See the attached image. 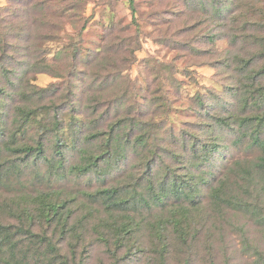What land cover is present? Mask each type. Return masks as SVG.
<instances>
[{
  "label": "trees",
  "instance_id": "16d2710c",
  "mask_svg": "<svg viewBox=\"0 0 264 264\" xmlns=\"http://www.w3.org/2000/svg\"><path fill=\"white\" fill-rule=\"evenodd\" d=\"M6 1L0 5V209L21 205L9 219L0 215V264H85L87 252L77 247L88 244L80 232L87 219L95 222L98 242L126 248L115 255L118 262L167 264L171 246L194 247L206 236L215 264V242L230 248L236 236L240 249L264 264L261 242L250 239V225L264 232V7L241 14L237 0H195L186 5L192 14L175 11L183 2L168 10L181 18L202 9L216 14L221 31L182 49L196 60L218 58L227 77L224 92L194 93L196 119L188 124L194 131L179 135L162 131L155 118L164 86L151 77L158 89L139 94L126 73L142 46L134 0L136 32L107 26L87 52L84 36L95 17L86 15L88 0ZM224 41L225 54L216 50ZM231 47L238 48L236 58L227 53ZM155 62L157 76L183 87L173 66ZM42 73L56 80L42 86L30 78ZM86 175L98 183L78 203L67 183ZM248 187H258L256 199ZM64 242L74 247L72 256Z\"/></svg>",
  "mask_w": 264,
  "mask_h": 264
},
{
  "label": "rangeland",
  "instance_id": "374dc122",
  "mask_svg": "<svg viewBox=\"0 0 264 264\" xmlns=\"http://www.w3.org/2000/svg\"><path fill=\"white\" fill-rule=\"evenodd\" d=\"M130 1L131 0H88L85 2L86 15L94 14L95 17L85 32L83 52H87V50L99 46L97 42L99 43V39H101L102 33L107 26L116 25L119 29H127L126 31L129 33L136 32L138 28L136 24L133 23ZM187 1L189 3H186V0H134L142 46L136 52V63L126 71L139 94H143L145 91H152L153 89L155 92L159 87L156 83H160V87L164 86L160 90L158 101L155 102L157 103V107L155 108V113L157 115L155 118L159 124H163L162 131H165L166 128L173 130L179 135L182 134V131L185 129L194 131V126L188 125L196 119V114L191 109V106H193L192 97L194 93L197 90L207 94L212 90L224 92L225 87L223 80L227 78L223 75V69H220V64L215 63L218 58H210L206 61L202 59L196 60L191 55L186 56L188 51L182 49L183 45L188 42H191L192 45H196L201 41L198 39H203L206 36L217 34L221 31V28L217 25L219 21L215 18L216 14L213 11L211 12L210 9H202V12L199 11L196 15L186 16V18H181L176 16V14L169 13L170 10H173V6L181 2L185 5H182L180 10L178 7H175V11L185 10V12L188 11L187 13H190V9H187L186 5L189 4L192 6L193 4L195 6L196 2L195 0ZM6 3V0H0V5H5ZM236 4L240 6V13L246 10L257 11L264 7V4H261L260 0H237ZM201 13L203 15L199 18L198 15H201ZM199 19L203 24L198 27V24H194L196 23L195 21ZM187 27H190L187 29L188 33L184 32ZM68 30L71 31L70 26ZM187 34H189V37H185ZM60 46V44L55 46L53 52L61 48ZM228 49L229 46L225 41L220 42L216 46V50L223 54H225V51ZM231 49L229 50L231 52L227 51V53L229 55L233 54L236 58L238 48L231 47ZM62 51L65 55L69 52L68 49H63ZM156 59L167 63L170 67H174V77L180 81H184L183 87L179 89L177 86L178 84L173 86L171 84V78L164 79L163 74L156 75L158 72L156 68L157 64H155ZM153 67L155 69L152 70ZM151 77L156 82H154V85L150 84V82H152ZM30 78L34 79L36 84L42 86L49 85L56 80L45 73L32 75ZM190 131L189 133L193 134ZM182 156L187 158V154ZM179 164L180 166H186L181 162H179ZM179 164L176 162L174 166H179ZM221 176L225 177L226 174L222 173ZM30 178L31 175L29 173L22 176V180L26 184H28ZM254 178H256V174ZM97 183L95 175L78 176L77 178L75 177L72 183H67L66 189L68 191H75L77 202L80 203L86 200L85 192L90 190L89 186H94ZM257 188L248 187V195L254 194L251 199L257 198V193L254 191ZM79 189L83 190L80 194L78 193ZM24 190L25 192L28 191L26 189ZM5 193L6 192H3V197ZM20 205L21 203L19 201L2 204L0 215L9 219L16 213L14 209H17ZM95 227L94 220L90 219L85 220L80 227V232L83 233L85 239L83 242H87L88 244L77 247V251L82 253L86 250L87 262L85 264H149L144 258L138 261H132V263L126 260L118 262L116 256H123L126 253V248L122 246L121 250L117 251V245L112 244V242L107 240L106 242H98L96 238L99 234H97ZM250 227L251 241L254 239L259 240L264 251V232H260L252 225H250ZM109 234H111L110 231H106L105 235ZM206 239V236H201L200 243L194 245V247H188L186 245H181L180 248L177 245L174 247L171 246L172 248H170L168 254L170 260L167 264H185L186 258L188 259L190 257L194 258L190 264H213L211 257L205 252L208 247V243L205 242ZM217 240L218 238L216 241ZM215 244L219 245L215 264H261L257 263L251 254L244 253L240 249L241 243L236 236L231 239L230 248L224 249L220 246L222 244L218 242H215ZM209 245H211V243H209ZM62 246L63 252L72 256V252H74L72 244L70 242H64ZM113 250L114 254L112 253ZM189 254L192 255L188 256ZM77 255L79 256L78 253Z\"/></svg>",
  "mask_w": 264,
  "mask_h": 264
}]
</instances>
